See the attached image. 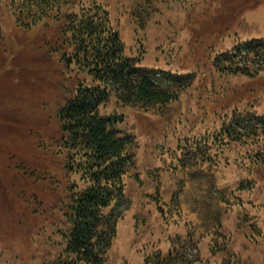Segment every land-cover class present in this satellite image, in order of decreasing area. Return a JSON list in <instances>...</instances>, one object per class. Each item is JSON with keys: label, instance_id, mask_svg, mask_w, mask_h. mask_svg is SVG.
I'll list each match as a JSON object with an SVG mask.
<instances>
[{"label": "rangeland", "instance_id": "1", "mask_svg": "<svg viewBox=\"0 0 264 264\" xmlns=\"http://www.w3.org/2000/svg\"><path fill=\"white\" fill-rule=\"evenodd\" d=\"M111 2L113 23L128 54L139 52L142 58L140 51L147 49L142 62L146 67L195 71L196 80L180 101L163 109L119 108L124 129L137 141V165L127 180L132 205L119 222L109 264H142L152 250L166 252V234H185L187 221L203 225L199 230L204 231L221 221L230 236L231 264H264V170L248 167L250 158H264L259 146L243 141L216 150L218 185L234 188L242 179L250 184L246 190L234 188L236 200L227 193V203L221 202L223 193L208 177L185 181L184 174L166 172L176 164L173 158L183 143H189L187 135H206L213 112L230 118L234 111H249L247 104L254 102L255 111L264 114V73L254 78L222 76L210 59L218 48L230 49L241 37L264 39V0H157L158 13L148 20L143 16L142 26L127 12V7L135 8V0ZM2 25L6 39L0 51V264L56 263L63 250L58 204L70 182L58 117L65 69L58 55L45 49L44 33L35 37L34 30L16 27L10 16L2 18ZM155 199L165 200L159 207L162 215L170 204L179 203L184 217H166V223L170 221L162 225ZM251 201L253 207L242 212V217L251 218L248 228L241 226V208L234 207ZM209 208L219 211V222L213 213L211 222L204 217ZM212 240L210 234L199 239L203 264H221L225 257L211 255Z\"/></svg>", "mask_w": 264, "mask_h": 264}, {"label": "trees", "instance_id": "2", "mask_svg": "<svg viewBox=\"0 0 264 264\" xmlns=\"http://www.w3.org/2000/svg\"><path fill=\"white\" fill-rule=\"evenodd\" d=\"M135 3V8L127 7V12L141 26L143 16L148 20L158 13L157 0H135ZM111 4V0H0V51L6 39L2 18L10 16L16 27L34 30L35 37L42 38L44 33L45 49L49 54H57L65 69L63 86L66 87L58 117L64 169L70 182L59 201L60 207L58 204L62 213L58 228L62 256L51 264H109V250L119 222L132 205L127 195V180L137 165V141L132 131L124 129L125 117L119 108H141L145 112L163 109L178 102L196 80L195 71L180 73L170 68L146 67L142 62L147 49L140 51L142 58L139 52L128 54L121 32L113 23ZM210 59L222 76L259 77L264 73V39L241 37L230 49L218 48L214 56L210 54ZM215 104L219 106L218 102ZM253 104H247L249 111H234L230 118L229 113L226 116L225 112L219 115L213 112L209 120H204L210 124L206 135L199 138L187 135L189 143H183L173 158L176 164L170 165L166 172L184 174L185 181L207 176L216 186L221 173L216 150L244 141L259 146L258 151L263 152L260 144H264V114L257 113ZM208 111L212 112L207 110V114ZM263 166L261 156L255 161L250 158V169L264 170ZM249 187L248 181L242 179L234 188L240 191ZM234 188L229 184L222 186L221 202L227 203L224 200L230 198L227 193L236 200ZM213 193L218 195L217 191ZM161 203L155 199L162 225L166 217H184L179 203L170 204L162 215ZM236 204H242V200L238 198ZM252 207V201L234 207L241 208V226L252 228L250 216L242 217V212ZM208 210L204 217L211 222L213 213L214 221L219 222V211ZM220 224L204 231L199 230L203 225L187 221L185 234L167 233L163 241L169 244L166 252L163 248L152 250L142 264H203L199 239L206 234L213 237L209 245L211 255L224 253L221 264H231L230 236L223 230L221 221Z\"/></svg>", "mask_w": 264, "mask_h": 264}]
</instances>
